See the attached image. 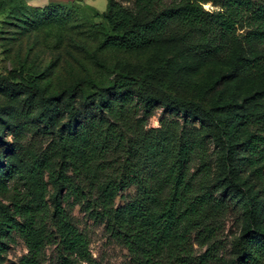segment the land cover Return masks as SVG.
Wrapping results in <instances>:
<instances>
[{"label":"trees","instance_id":"obj_1","mask_svg":"<svg viewBox=\"0 0 264 264\" xmlns=\"http://www.w3.org/2000/svg\"><path fill=\"white\" fill-rule=\"evenodd\" d=\"M210 3L218 9L206 10ZM63 6L52 2L48 8ZM103 19L109 29L103 49L139 51L169 33L180 52L205 59L233 50L238 37L264 51V0H135L134 10L109 0ZM263 57L237 59L225 78L253 75ZM93 85L96 93L84 94ZM0 88L10 92L11 99L28 95L22 108L0 111L15 123L13 142H7L0 129V197L9 196V182L18 175L26 178L31 191L13 195L10 204L0 202V264L13 232L28 249L18 264H42L44 249L54 237L63 259H87L88 242L61 205L70 198L89 201L92 215L106 222L107 231L137 264H209V250L196 256L193 239L201 246L215 240L232 205L247 218L233 244L232 264H264V204L239 182L240 176H248L264 184V90L207 108L152 84L144 71L117 75L109 86L81 79L51 95L36 80L10 71L0 76ZM79 99L88 103L86 113L78 107ZM159 108L180 121L164 118L159 128L148 129ZM64 115L70 128L60 129L45 150L20 144L21 132L30 126L17 123V118L38 119L52 129ZM193 122H205L209 126L202 128L217 132L214 147L224 153V166L219 165L224 177L217 181L209 179L207 144ZM248 128L253 132L236 143L233 133ZM16 152L28 156L29 170L13 162L14 157L5 161V155ZM49 185L54 191L50 221L55 232L47 226L46 207L40 205ZM131 189L134 199L116 207L118 196Z\"/></svg>","mask_w":264,"mask_h":264},{"label":"rangeland","instance_id":"obj_2","mask_svg":"<svg viewBox=\"0 0 264 264\" xmlns=\"http://www.w3.org/2000/svg\"><path fill=\"white\" fill-rule=\"evenodd\" d=\"M115 1L127 9H135V0ZM108 6L109 0H78L64 3L59 9L31 7L27 0H0V76L7 77L10 71H17L26 79L36 80L51 95L81 79L90 80L98 86H109L117 75H137L144 71L152 84L207 108H212L219 100L233 98L242 101L264 90V57L262 67L253 75L231 80L225 78L233 71L237 59L251 60L264 56L261 47L245 44L242 37H238L236 48L213 60L180 52L174 37L169 33L157 45L139 51L103 49L101 43L109 30L103 14ZM205 9L215 11L218 8L210 3L205 5ZM95 25L102 27L95 29ZM241 34L243 31L238 33ZM95 93L94 85L84 91L87 96ZM9 95L10 92L0 88V111L22 108L23 101L28 98L26 94L15 99ZM87 106L84 100H78L82 112L86 113ZM164 118L180 121L178 117L170 116L159 108L149 119L148 129L159 128ZM16 122L29 124L30 130L21 132L20 144L36 152L45 150L60 129L70 128L67 115L61 117L52 129H45V123L38 119L17 118ZM14 124L8 121L6 113L0 114L1 134L7 142L14 140ZM202 125L209 126L205 122L191 124L200 130L207 144L208 164L211 167L209 179L213 182L224 177L220 169L224 166V153L221 149L215 150V129L202 128ZM252 132L249 128L242 129L231 136L239 143ZM13 157V162H19L24 169L31 168V161L26 154L16 152L14 155H5V161ZM193 166H198L197 160ZM239 182L264 204V184L248 176H240ZM251 186L254 188L251 189ZM9 187V196L6 199L0 197V202L10 204L13 195L31 192L26 178L20 175L9 182ZM135 194L134 189L122 192L115 206L128 204ZM53 195L54 191L49 185L44 205L37 204L46 207L47 226L55 232L50 221L55 208ZM61 205L73 225L86 238L88 257L85 260L76 257L63 259L66 256L54 237V241L44 249L42 264H137L125 245L107 231L106 222L92 215L89 201L75 203L70 198L62 200ZM246 224V216L230 205L221 220V229L215 240L201 246L193 239L195 255L202 256L209 250V264H232L235 259L233 244L244 232ZM7 246L2 264H18L28 254L25 242L15 232L7 239Z\"/></svg>","mask_w":264,"mask_h":264},{"label":"crops","instance_id":"obj_3","mask_svg":"<svg viewBox=\"0 0 264 264\" xmlns=\"http://www.w3.org/2000/svg\"><path fill=\"white\" fill-rule=\"evenodd\" d=\"M78 0H27V3L31 7H45L48 6L52 2L58 3H71L76 2Z\"/></svg>","mask_w":264,"mask_h":264}]
</instances>
